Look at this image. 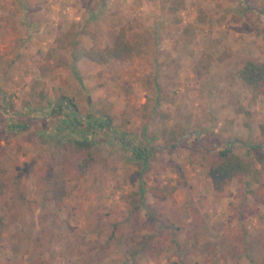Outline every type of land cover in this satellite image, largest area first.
Masks as SVG:
<instances>
[{
    "label": "rangeland",
    "instance_id": "1",
    "mask_svg": "<svg viewBox=\"0 0 264 264\" xmlns=\"http://www.w3.org/2000/svg\"><path fill=\"white\" fill-rule=\"evenodd\" d=\"M220 1L0 0V264H264V172L219 191L205 151L235 147L260 167L253 146L264 150V94L242 80L230 94L233 112L212 119L215 130L199 123L206 114L195 116L193 93L205 99L235 77L189 78L191 97L162 77L172 38L207 41L199 76L227 57L228 41H253L245 55L234 45V68L264 61L256 12L264 0H222L234 12ZM180 3L186 21L174 30L171 8ZM206 17L208 26L193 28ZM121 28L140 39V54L107 64L77 58L80 48L114 45ZM231 129L236 140L225 138ZM90 152L95 163L81 175L77 164ZM15 177L24 204L14 200ZM155 185L165 198L153 195ZM131 194L141 199L135 211Z\"/></svg>",
    "mask_w": 264,
    "mask_h": 264
},
{
    "label": "trees",
    "instance_id": "2",
    "mask_svg": "<svg viewBox=\"0 0 264 264\" xmlns=\"http://www.w3.org/2000/svg\"><path fill=\"white\" fill-rule=\"evenodd\" d=\"M182 2V0H181ZM174 6V5H172ZM182 6V3L171 8V11H176ZM142 50V42L134 34L127 31L125 28H121L118 34L117 40L114 45L107 48L90 47L87 49H78L76 56L78 59L87 58L92 62L98 64H107L111 61L121 59L125 55H138ZM240 78L248 85L255 93L264 94V61H257L247 59L241 62L238 69ZM209 84V83H207ZM211 87H214L211 85ZM215 88V87H214ZM57 97L69 98L67 95L57 92ZM262 133H264V123L260 125ZM180 138V137H179ZM178 139L176 137L174 140ZM256 153L257 163L260 167H256L255 163L247 156H242L237 153L232 147H222L216 152H212L210 149H206V157L208 161L207 174L213 183L215 189L222 191L225 187L230 185L234 179H241L249 177L251 181H259L260 176L264 172V150L260 144L253 146ZM95 155L90 152L81 159L77 166L79 174L84 175L87 173L90 166L95 163ZM49 183L46 186L48 190L51 182V178H47ZM14 186L16 188L13 195L14 200H20L26 203V197L24 196L25 183L21 177L14 178ZM154 196L159 198H165L164 195H160L158 187L153 186L150 188ZM5 191V184L0 179V194ZM127 197V196H126ZM128 199V197H127ZM140 198H136L131 194L129 204L131 210L135 211L139 208ZM150 213H148L149 219L157 218V210L153 205H149ZM159 221V220H157ZM6 224L3 217H0V231L4 233Z\"/></svg>",
    "mask_w": 264,
    "mask_h": 264
},
{
    "label": "crops",
    "instance_id": "3",
    "mask_svg": "<svg viewBox=\"0 0 264 264\" xmlns=\"http://www.w3.org/2000/svg\"><path fill=\"white\" fill-rule=\"evenodd\" d=\"M220 2L222 4L223 10L228 9V11H229L230 9L231 10L233 9V12H234L236 6H233L232 2L225 3V1H222V0ZM223 3L228 4L226 6H230V7L224 6ZM167 8H168V6H167ZM218 8H220V7H218ZM256 12L259 16L264 18V16L262 15V14H264V10L263 11H256ZM224 13L225 12H223V15H224ZM184 14H185V10L182 7L179 8V10H177L176 12L171 11V15H173L176 19L175 24H174L175 25L174 30H179V29L182 30L183 29V27H184L183 24L186 21L184 19L185 18ZM217 17H220V14H217ZM215 21H217V20L215 19ZM226 21L229 22L230 19H227ZM209 23H211L210 18L206 17V18H202L200 20V22L199 21L193 22L192 26H193V28L198 29L199 25H201L204 28V27L208 26ZM217 28H220V26ZM196 35H199L198 30H197ZM171 40L172 41H169V44H167L168 46L171 47V48L169 47L170 53H165V54H167V58L162 61V64L165 65V66H163L162 77H165V75H169L170 78L174 80L171 82L172 85H176V86H178V84L180 85V90H183L182 95H185L186 93H188L189 97H191L192 91H190V89H189L190 88L189 84H191L188 80L189 78L192 79V78H200V77L205 78L207 76H210V77L217 76V78H223V81H227V79L229 77H235V81H237V83H235V85H233V86L228 85L226 88H224V90H222V89L217 90L216 88L211 89L205 93V95H206L205 99L204 98L200 99V97L202 96L201 92L203 93L202 90H199V89L196 90L195 89L196 92L193 93V96H195V94L199 95L198 96L199 99L195 97L196 98V104L195 105L197 106L198 103L201 102L200 108L197 107V109L195 111L196 112L195 116L198 115V118H200V116H201L200 114H206L205 115L206 118H203L202 122H199V123L202 126L214 127V129L217 130V128H216L217 122L215 123L214 120H212V119H214L216 117V115L220 116V111H224V112L229 111L231 113L233 112L232 110L235 107H234V104L230 101L231 100L230 94L232 92H238V90L240 89V87L242 85V83H241L242 79L240 78V76L238 74L239 68H238V66H236V68H234V66H233L235 64L234 59L236 58V54L234 51H232V53H231V50L235 49V47H234V45H235V46H237V48H239V50H241V52L238 51L237 53L239 55H245L246 51L243 53L242 51L244 48H242V47L245 46V47H247L248 50H250V47L252 46L253 41H228L226 43H223V45H224L223 48L224 49H225V47L227 48V52H228L227 57L216 58V60H213L212 65L209 66L208 73L199 76V71H198L199 69H197L199 67V57L201 56V54L206 52L203 44L205 45V42H207V41H205V42H203V41H174L173 38ZM214 42L219 43L220 41H214ZM179 45H180V48H179ZM186 45H189V48H193L192 53L187 54V50H185L183 48ZM242 58H244V57H242ZM244 59H246V58H244ZM87 61H90V60L87 59ZM90 62H92V61H90ZM93 63H95V62H93ZM235 69H236V71H235ZM202 71L204 72L203 69H202ZM153 74L156 76V71H154ZM176 82H178V84ZM236 84H237V86H236ZM222 87H225V85H222ZM198 88H200V86ZM187 98L188 97H186L185 101L187 100ZM180 100H179V102H180ZM225 101L229 102V104L226 106V108L223 105V102H225ZM187 110H189V112L191 113L189 108ZM228 114H227V118L229 119L232 116H229ZM225 116L223 118H225ZM197 132H199L198 133V136H199L202 131L197 130ZM235 133H236V130L231 129L230 132L226 133L225 138L226 139L231 138V140H236ZM247 136L248 135L245 132L241 139L246 140V139H248ZM225 147H230V146H225ZM142 149H144V148H142ZM234 150L236 151L235 147H234ZM236 152H238V151H236Z\"/></svg>",
    "mask_w": 264,
    "mask_h": 264
}]
</instances>
